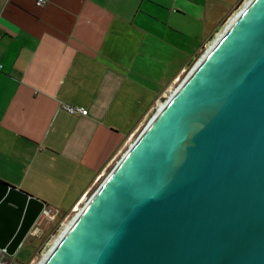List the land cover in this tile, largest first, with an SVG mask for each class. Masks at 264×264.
Masks as SVG:
<instances>
[{"label": "water", "instance_id": "water-1", "mask_svg": "<svg viewBox=\"0 0 264 264\" xmlns=\"http://www.w3.org/2000/svg\"><path fill=\"white\" fill-rule=\"evenodd\" d=\"M95 182L40 264H264V0H239ZM44 205L0 181L9 256Z\"/></svg>", "mask_w": 264, "mask_h": 264}, {"label": "crops", "instance_id": "crops-1", "mask_svg": "<svg viewBox=\"0 0 264 264\" xmlns=\"http://www.w3.org/2000/svg\"><path fill=\"white\" fill-rule=\"evenodd\" d=\"M236 1L0 0V181L70 211Z\"/></svg>", "mask_w": 264, "mask_h": 264}, {"label": "rangeland", "instance_id": "rangeland-1", "mask_svg": "<svg viewBox=\"0 0 264 264\" xmlns=\"http://www.w3.org/2000/svg\"><path fill=\"white\" fill-rule=\"evenodd\" d=\"M238 2H239V0H237L234 3V5L231 7V9ZM96 187H97V185H95L91 189L90 193H92L96 189ZM55 210L57 212H59L57 209H55ZM70 213H71V210L65 214L58 213L56 218L50 224H44V223H43L44 225L41 224L42 228H40V231L37 234L28 235L24 239L21 246L16 250V252L12 256L8 257V259H7L8 264H29L32 260L35 263L39 264L42 261L43 256H44V254L39 253L40 247L47 240V238L52 234V232L59 225V223L64 219V217Z\"/></svg>", "mask_w": 264, "mask_h": 264}, {"label": "built area", "instance_id": "built-area-1", "mask_svg": "<svg viewBox=\"0 0 264 264\" xmlns=\"http://www.w3.org/2000/svg\"><path fill=\"white\" fill-rule=\"evenodd\" d=\"M44 3H45V0H35V4L37 6H41ZM1 66L2 65L0 64V68ZM62 106L69 113L80 114V115L87 114V110L81 106L70 105V104H63ZM57 214L58 212L54 208L44 205L42 211L40 212L33 226L31 227L29 233L37 234L40 231V228H42L41 224L43 223L50 224L56 218ZM8 257L9 255L7 254L6 248H0V264H8V261H7ZM29 264H34L33 260Z\"/></svg>", "mask_w": 264, "mask_h": 264}, {"label": "bare ground", "instance_id": "bare-ground-1", "mask_svg": "<svg viewBox=\"0 0 264 264\" xmlns=\"http://www.w3.org/2000/svg\"><path fill=\"white\" fill-rule=\"evenodd\" d=\"M231 19H232V18H231ZM230 21H231V20H230ZM68 224H69V222L67 223V225H68ZM67 225H66V226H67ZM57 237H58V236H57ZM57 237H56V238H57ZM56 238L54 239V241L56 240ZM46 253H47V252H46ZM46 253H45L44 256H43V259H44L45 255H46ZM43 259H42V260H43ZM41 262H42V261H41ZM41 262H40V263H41ZM33 263H34V264H37V263H35L34 261H33ZM40 263H39V264H40Z\"/></svg>", "mask_w": 264, "mask_h": 264}]
</instances>
